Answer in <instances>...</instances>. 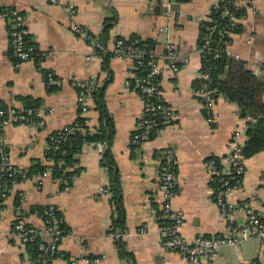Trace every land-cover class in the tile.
Listing matches in <instances>:
<instances>
[{"label": "crops", "instance_id": "obj_1", "mask_svg": "<svg viewBox=\"0 0 264 264\" xmlns=\"http://www.w3.org/2000/svg\"><path fill=\"white\" fill-rule=\"evenodd\" d=\"M163 1L0 0V7L22 14L25 34L30 35L39 52L45 53L39 61L33 57L16 66L10 54V23L0 18V107H24L37 102L53 107L42 126L30 120L5 129L11 162L24 172L37 165H49L50 135L80 116L72 78L95 76V89L99 85L103 88L114 128L109 144L82 142L74 152L78 169L68 188L61 180L50 177L38 186L34 178L37 173L14 184L0 211V264H32L29 244L14 235L12 226L20 218L42 228L39 208L49 202L57 206L64 231L59 243L61 254L50 264H68L77 255L98 258L82 264H190L161 244L159 225L167 218L159 194V164L167 147L175 151L176 194L172 202L184 213L181 233L187 240L197 235L218 236L229 224L238 229L246 226L245 214L239 209L242 202H248L264 218V150L244 158L245 171L228 194V199L237 204L229 223L214 199L206 168L208 158L218 159L219 169L226 166L235 129L241 130L243 145L246 140L247 119L239 116L235 102L217 97L213 109L216 120L210 121L195 92L202 67L200 24L221 0H174L177 8L165 10ZM158 5L159 11H155ZM242 7L244 16L238 22L239 28L232 31L230 43L239 54L235 60L243 61L258 75L264 73V0H251ZM73 22L85 27L90 37L73 32ZM161 27L168 30L162 32ZM133 34L154 39L157 56L172 44L178 66L174 71L165 60L157 61V79L175 119L138 144L131 143L130 138L143 114V101L126 84L137 74L138 67L134 58L111 54L116 38L130 40ZM91 36H97L106 51L95 48ZM106 54L110 55L105 66ZM48 71L62 78L60 86H47ZM88 102L85 115L92 132L99 126L100 114L92 94ZM106 150L117 173L119 208L111 191L108 166L102 161ZM18 192L24 194L19 210ZM117 216L121 225L114 227ZM250 238L223 247L215 256L203 255L200 264H249L253 260L264 264V240L258 237L260 242H252ZM121 243L127 256L122 254Z\"/></svg>", "mask_w": 264, "mask_h": 264}, {"label": "built area", "instance_id": "obj_2", "mask_svg": "<svg viewBox=\"0 0 264 264\" xmlns=\"http://www.w3.org/2000/svg\"><path fill=\"white\" fill-rule=\"evenodd\" d=\"M51 1L57 2V0ZM173 1L164 0L163 4L169 7ZM227 1L229 6H226L223 14L228 17V22L220 28H216V26L209 27V33L205 35L203 43L199 46V50L202 53L201 60L203 61L206 60V56H204V52L206 51H212L215 58H239V54L234 52L231 47L230 36L232 29L244 15L243 13L235 15L234 9L242 7V4L245 3L251 4V0ZM219 3L220 1H217L214 7H218ZM71 9L74 11V8L71 7ZM0 18L8 20L10 23V52L14 64L19 66L23 61L33 58V47L26 45L22 14L15 9H0ZM71 30L79 36L90 37L88 30L76 22L72 23ZM159 30L166 32L168 28L161 27ZM214 34L217 37L216 40L212 37ZM91 37L95 48H101V50L106 51V48L97 36ZM111 54L119 58H134L138 68L146 64L144 74L137 73L131 80L126 81L127 86L136 91L143 101V114L137 123V128L131 134V143L138 144L145 142L151 138V135L159 133L166 124H170L175 119L173 107L164 100L163 92L157 79L160 73L158 59L168 62L172 70H178L174 46L168 44L166 50L159 56L150 53V58L145 61L146 51L138 46L135 40L116 38L113 42ZM38 55L41 59L45 53L38 51ZM201 64L202 67L199 72L195 92L202 102L203 109L207 112L208 119L215 121L216 116L213 113V109L217 97L214 95V89L210 86L211 74L209 67L204 66V62H201ZM95 79L93 75L83 80L77 78L71 79V84L77 89L79 117L83 118L86 125L89 123V119L85 115L89 109L88 98L95 90ZM45 80L49 87L60 86L63 81L62 78L55 75L52 71H48L45 74ZM52 111L53 107L41 102L24 107H0V211L4 200L13 191L14 184L26 176V172L15 166L9 158L5 129L11 124L28 122L30 120L36 121L38 125L42 126L46 122V116ZM76 130L77 120L53 132L50 135L48 150L50 148L60 150V142L65 140L68 134H73ZM241 135V130H234L229 143L226 166L223 169L216 167L213 158H208L206 161L214 199L227 223L231 222L234 218L237 205L228 199V194L237 187L238 179L245 171ZM48 159L49 165L34 177L37 185L40 186L45 178L50 177L53 180H61L63 187L68 188L70 180L76 176V173L63 178L55 176L52 173L54 159L50 156ZM58 164L63 166L64 171L73 170L76 167L75 164L69 165L63 160H59ZM175 172V151L167 147L163 150L162 159L159 164V194L163 201L162 206L167 218V221L159 225L161 244L164 249L177 252L190 264H200L203 255L215 256L223 247L236 243L243 238L257 236L264 240V218L248 202H242L239 205V209L245 214L246 226L238 229L229 224L226 231L218 236L197 235L192 240H187L181 233L185 220L184 213L174 208L172 202L176 194ZM17 196L19 198L17 209L19 210L22 206L24 194L18 192ZM53 197L51 196V198ZM39 213L44 222L42 228L27 224L22 219L17 218L13 223L12 230L14 235L23 242L28 243L36 240V254L31 261L32 264H49L53 258L61 254L59 243L64 233L63 220L57 206L53 202L42 205L39 208ZM97 260L98 258L91 260L84 255H77L70 258L68 264H82ZM209 264H214V262L211 261ZM249 264L256 263L253 260Z\"/></svg>", "mask_w": 264, "mask_h": 264}, {"label": "trees", "instance_id": "obj_3", "mask_svg": "<svg viewBox=\"0 0 264 264\" xmlns=\"http://www.w3.org/2000/svg\"><path fill=\"white\" fill-rule=\"evenodd\" d=\"M226 6H229L227 0H222L218 7H213L209 14V18L202 20L200 24V34H199V46L203 43L204 37L209 33V27L216 26V28L222 27L228 22V17L223 14ZM0 9L10 8L0 7ZM244 7L234 9V14L238 15L244 12ZM240 24L232 29L235 31L238 29ZM216 40L217 37L212 35ZM130 40H135L137 45L145 49V61L150 58V53H154L155 41L151 38L141 39L135 34L131 35ZM25 41L27 46L33 47V55L37 61L40 60L38 55V50L33 45L29 34H25ZM214 45V44H212ZM11 54V52H10ZM110 54H106L104 57V65L108 63V57ZM206 60L204 66L209 67L211 74L210 86L214 89V95L216 97L223 96L225 99L235 102L238 106L239 116L247 119L246 128V140L242 146V155L244 158H248L253 154L264 150V82L260 80L258 75L252 70L244 66V62L241 60L228 59V58H215L212 51L204 52ZM156 58V57H155ZM146 71V64L138 68V74H144ZM197 87V84H195ZM92 97L95 102L96 109L100 114L99 126L92 132H90L88 126L84 124L82 117L77 119V130L73 134H68L65 140H62L59 144L60 150H55L50 148L47 155L54 159V164L52 165V173L55 176L66 177L77 172L74 168L71 171H64L63 166L58 164L59 160L65 161L66 164L73 165L76 162L74 157V152L79 149L82 142H93V143H110L114 128L112 117L107 111L104 97L103 88L99 85L92 92ZM37 103L28 104L27 106L36 105ZM151 135V138L154 137ZM217 168H220V161L213 158ZM103 163L108 166L110 176H111V191L113 192L115 203L119 208V186L117 173L115 171V165L111 154L106 150L102 157ZM46 166L37 165L35 168L26 172V175L33 173H38L45 169ZM234 181V180H233ZM119 204V206H118ZM114 227L121 225V219L119 216L113 222ZM32 257L36 254V240L28 242ZM122 254L127 256L128 254L123 249V243H121ZM50 264V262H49Z\"/></svg>", "mask_w": 264, "mask_h": 264}, {"label": "water", "instance_id": "obj_4", "mask_svg": "<svg viewBox=\"0 0 264 264\" xmlns=\"http://www.w3.org/2000/svg\"><path fill=\"white\" fill-rule=\"evenodd\" d=\"M177 3L175 2V3H171L170 5H169V8L170 9H175V8H177ZM160 6L158 5V6H156L155 7V11H159V8ZM163 9L165 10V9H167V6H164L163 7ZM258 77L260 78V80H262V82H264V73H261V74H258Z\"/></svg>", "mask_w": 264, "mask_h": 264}, {"label": "rangeland", "instance_id": "obj_5", "mask_svg": "<svg viewBox=\"0 0 264 264\" xmlns=\"http://www.w3.org/2000/svg\"><path fill=\"white\" fill-rule=\"evenodd\" d=\"M250 237H251V238H250ZM250 237H248V238H250V240H249V241H252V242L259 241V242H260V240L258 239V237H257V236H250Z\"/></svg>", "mask_w": 264, "mask_h": 264}]
</instances>
